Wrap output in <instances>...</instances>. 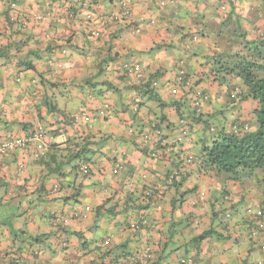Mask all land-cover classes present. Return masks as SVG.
I'll list each match as a JSON object with an SVG mask.
<instances>
[{
	"label": "crops",
	"instance_id": "0c3cea01",
	"mask_svg": "<svg viewBox=\"0 0 264 264\" xmlns=\"http://www.w3.org/2000/svg\"><path fill=\"white\" fill-rule=\"evenodd\" d=\"M120 1L0 0V49H10L0 67V146L40 127V157L55 144L90 149L52 175L34 145L0 155V264H129L146 248L151 264H264L243 212L264 203L262 179H211L196 158L185 162L210 137L193 117L216 130L254 121L257 105L238 102L208 72L240 36L264 40V0H131L127 19L115 21ZM159 131L163 155L153 159ZM178 166L182 188L167 187ZM228 194L245 204L224 232ZM104 204L113 216L97 214ZM210 229L217 236L194 249Z\"/></svg>",
	"mask_w": 264,
	"mask_h": 264
},
{
	"label": "trees",
	"instance_id": "16d2710c",
	"mask_svg": "<svg viewBox=\"0 0 264 264\" xmlns=\"http://www.w3.org/2000/svg\"><path fill=\"white\" fill-rule=\"evenodd\" d=\"M119 4L117 10L120 9ZM130 7L131 4L129 6V14ZM112 13H116V10L112 11L111 14ZM127 17H124L123 20L127 19ZM22 24L24 25V23ZM94 32L96 31H93L92 33L90 32V35ZM239 39H241V42L238 44H228L230 51H228L227 47V51H218L216 53L210 63L211 66L208 73L215 77L216 74L219 75L217 78L219 84L228 86L232 91L231 94L238 102L252 101L257 105V109L253 113L254 121L249 124H232L230 128H221L219 126L220 129L216 130L218 126L214 127L215 123H210L209 118L202 117V114L198 117H193V121L202 124L203 132L207 133L212 130L215 132H209L210 137H205L203 140L200 153L194 156L188 155L185 162L189 165L194 163L196 158V165L198 166L197 169L199 173L211 179L232 180L234 182H240L241 184L243 182L256 184L262 179L264 185V40L258 39L249 42L244 35L240 36ZM9 51L10 49L8 48L0 49V67L9 65ZM22 67L26 69L33 68L31 62L26 63L25 66L22 65ZM134 74L136 75L135 72ZM235 128H237V132L234 134L233 130ZM151 137L149 136L150 140ZM161 137L160 131L155 132L154 137H152L151 141L153 142L154 149L151 150L150 157L153 159L157 158L160 151H162L160 150L163 148V140H161ZM87 145L89 144L86 143V146ZM62 147L63 145L55 144L50 147L52 149L49 153L47 152L42 157L38 155L42 159V162L47 158V161L45 162L46 165L44 166H46V171L49 175H52L54 172L57 173L63 160H65L66 163H69L73 160L80 159L83 156L85 158L86 154L90 151V149L79 148L76 145L74 146L75 150L68 149V147ZM160 155H163V153ZM189 158L190 161L188 162ZM183 179H185V174L181 172L178 166V168L172 170L167 176V187L173 189L182 188V182L184 183V181H182ZM191 189L195 191L198 187L194 186L191 187ZM201 193L204 194L203 197L200 196ZM225 193L227 192H224L223 194ZM150 196L151 193L146 192L144 198L148 199ZM183 196L184 193L181 194V199H183ZM197 197L203 199L205 197V192H199ZM221 200L226 206H224L219 212L221 219H219L218 222L219 227L222 228L224 232H227L231 225L230 221L245 203L244 198H242L241 201L235 202L233 197L231 198L229 194L224 195ZM200 202L201 200H198V202L192 201L191 204L196 208L201 205ZM105 208L106 204L101 205V207L98 208L97 214L104 211L105 214L110 216L114 215L113 212ZM243 212L245 217L249 219L247 222L249 239L253 244L259 245L262 249L261 245L256 242L254 233L258 231V235L262 238L261 232L264 228V203L260 204L258 209L246 207L243 209ZM216 214L217 212L215 213V218L217 217ZM66 220L67 219L62 220L60 225L62 228L64 227V224H66ZM3 221L8 222L7 220ZM259 225L262 229H259ZM210 236H217V234L210 229L203 231L199 236L193 238L192 246H194V249L197 248V250H199L198 246L202 242L201 240ZM130 257H135L138 261L142 259L140 254L130 253ZM153 259L154 252L152 251V258L147 264H151ZM156 263L159 264L157 261L153 264ZM9 264H20V257L15 259L12 258ZM186 264H189V262Z\"/></svg>",
	"mask_w": 264,
	"mask_h": 264
},
{
	"label": "built area",
	"instance_id": "2783aa9c",
	"mask_svg": "<svg viewBox=\"0 0 264 264\" xmlns=\"http://www.w3.org/2000/svg\"><path fill=\"white\" fill-rule=\"evenodd\" d=\"M119 6L120 9L116 11V13H112L111 14V19L115 20V21H122L124 19V17L129 16V6L131 4V0H122L119 2ZM27 25V23L25 24ZM94 37H100V32H94L93 33ZM129 71H131V69H129ZM133 72L136 73V76L138 77V73H139V68L135 67L133 69ZM198 105V103H197ZM103 114V113H102ZM82 117H86V114L83 113ZM45 132L42 128H36L35 131L29 133L26 137L24 138H13V139H8L5 140L1 146H0V155L4 156L10 152H14L16 150H24L27 147H30L32 145H34L35 147V158H38V153L37 151H40L42 148V144H43V140L45 138ZM144 140H150L149 137H145ZM190 161V158L188 159V162ZM81 171H83L84 173H87V168L83 167L81 169ZM201 197L204 196L203 193L200 194ZM145 224V222H142V225ZM258 225V224H257ZM259 229H262V227L259 225ZM257 233H254V236H257ZM263 252H264V245H263ZM142 256V259L140 261L136 260L135 257H130L131 262L129 264H147L148 261L152 258V249L151 248H146V250L144 252H142V254L140 255Z\"/></svg>",
	"mask_w": 264,
	"mask_h": 264
},
{
	"label": "clouds",
	"instance_id": "9594fccd",
	"mask_svg": "<svg viewBox=\"0 0 264 264\" xmlns=\"http://www.w3.org/2000/svg\"><path fill=\"white\" fill-rule=\"evenodd\" d=\"M197 103L198 102H196V104H195V106H196V110L197 111H201V104L200 103H198V105H197ZM230 128V127H229ZM234 128V127H233ZM212 130V129H211ZM234 134L237 132V128H235L234 130ZM210 133H214L215 131L214 130H212V131H209ZM264 229V228H263ZM255 239H256V242H258L260 245H261V247L263 248V243H264V241H263V238H261L259 235H258V233H257V236L255 237ZM262 251H263V249H261Z\"/></svg>",
	"mask_w": 264,
	"mask_h": 264
},
{
	"label": "rangeland",
	"instance_id": "374dc122",
	"mask_svg": "<svg viewBox=\"0 0 264 264\" xmlns=\"http://www.w3.org/2000/svg\"><path fill=\"white\" fill-rule=\"evenodd\" d=\"M228 123H226V125H227Z\"/></svg>",
	"mask_w": 264,
	"mask_h": 264
}]
</instances>
